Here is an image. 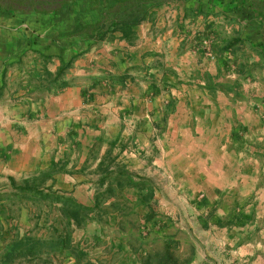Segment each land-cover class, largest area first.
Here are the masks:
<instances>
[{
  "label": "crops",
  "instance_id": "1",
  "mask_svg": "<svg viewBox=\"0 0 264 264\" xmlns=\"http://www.w3.org/2000/svg\"><path fill=\"white\" fill-rule=\"evenodd\" d=\"M229 2L178 0L155 9L135 28L133 40L116 39L90 48L83 38L70 36L83 23L77 20L65 24L60 18L51 20L50 26L57 28L44 32L41 28L33 41L27 39L30 35L10 34L9 27L18 24L15 19L0 22V29H8L0 33V70L4 64L16 63L28 49L53 57L46 66L52 75L60 61L78 55L63 77L68 84L53 93L41 90L47 81L40 62H27L26 70L17 65L8 68V83L20 81L24 87L14 88L15 95L0 103V180L7 185L9 177L18 182L47 171L53 162L64 164L66 172L53 176L52 188L77 198V187L60 185L79 181L70 171L92 170L111 144L124 150L127 141L133 140L144 154V160H137L139 169L166 175L169 187L182 190L183 201H199L195 216L203 218L209 230L232 236L234 229L216 227V218H232L241 207L253 223V233L264 235L259 164L250 158L240 160L242 153L228 140L236 124L242 125L246 138H252L259 131L256 117L247 103L231 105L229 95L206 90L203 75L217 81L222 63L210 62L183 43L190 29L197 36L204 34L206 16L214 14L218 19L215 55L225 53L235 39L246 43L232 54L240 63L257 54L253 50L259 37L238 13H228ZM226 25L231 36L223 31ZM120 149L112 148L117 159L126 154ZM93 152L98 155L90 165ZM86 188L90 190L88 184ZM238 240L227 243L233 257L223 264H264V241Z\"/></svg>",
  "mask_w": 264,
  "mask_h": 264
},
{
  "label": "rangeland",
  "instance_id": "2",
  "mask_svg": "<svg viewBox=\"0 0 264 264\" xmlns=\"http://www.w3.org/2000/svg\"><path fill=\"white\" fill-rule=\"evenodd\" d=\"M240 2L241 0H230L228 13L230 15L233 12L238 13L239 19L242 22H246L252 29V33L257 35L255 27L243 18V8ZM11 19H15L19 25L11 26L9 27L10 29L17 27L29 34L31 31L32 33L37 32L41 28H43L42 32H44L49 28L48 26H41L44 23L41 24L33 17H20L0 10V22ZM217 21L218 19H216L214 14H207L206 28L208 30L204 34L202 33L201 36H197L194 33V29H190L189 34L186 36L189 38L183 43L189 47L191 52L201 53L210 62L220 60L222 63V75L215 79L217 81L212 80L207 74L203 75L207 86L206 90L211 93L220 91L229 95L227 99L231 100V105L235 102L247 103L249 109L255 115L259 131L252 138L249 139L244 136L242 125L236 124V119L233 118L236 125L231 127L230 133L234 134L228 140L234 149L242 153L240 160L250 158L258 162L259 171L257 176L264 184V95L262 96L264 92V59L260 55L253 54V57L248 59V61L242 62L241 60L240 63L237 57L232 56L233 52L235 53V49L230 50L228 48L220 56L215 55L214 45L218 38ZM222 22L225 24L224 21ZM228 27L229 25H226L223 31L226 35L231 36L232 33H228V30H230ZM237 27L239 29V26ZM7 30L0 29V33H7ZM235 30L236 26L234 25ZM37 33H40V31ZM253 34L252 36H254ZM202 39H206V49H203L205 46ZM8 81L7 72V88L3 92V96L0 97V103L2 104L5 102L4 98H12L15 95L16 91H13L14 88H17L18 91L24 87L20 81L15 84H11L12 82L8 83ZM213 84L215 85L213 86ZM19 85L21 86L19 87ZM120 148L119 146H113V149ZM120 150L123 149L121 148ZM123 151H126V154L122 158L117 159L118 156L115 157L113 153L111 158H115V163L125 166L137 178L150 181L153 186V198L149 204V209L144 208L136 202V191L126 189L124 196L129 201L127 205L129 208L122 214L113 211L104 216L103 221L98 223L94 220V213L90 215L91 220L85 226L80 229H73V244L83 249L93 264H142L140 262L144 255L140 250L137 251V244L142 239L139 235L147 234L148 231L151 233V237L148 240L151 246L148 249L161 253L164 241L170 240L173 247L171 252L180 264H191L192 262L195 264H217V262L223 264V261L229 263L228 261H231V257H233L232 248L227 244L229 241H236L239 238L238 241L240 243H246L249 237L256 242L264 241L263 232L261 234L253 233V230H251L253 223H249L251 219L249 220L247 216H244L241 207L234 211L232 218H216V227L226 226L228 230L230 228L234 229L232 236H228L226 233L223 234L220 231L217 232V229L209 230V226H206L203 218H196L197 211L195 209L199 201H194L193 203L183 201V199L179 198L183 196L182 190L173 185L169 187L166 175L162 176L158 173L152 175V171L146 172L139 169L137 160H144V154L137 149L133 140L127 141ZM97 155L98 152H93L89 155L90 165L94 164ZM61 165L64 166V164ZM96 167L92 170L82 171V173L69 169L79 181H76L74 185H68L65 182L60 183L65 188L70 186H73V188L77 187V192L75 193L77 198L71 194L58 192L53 188L52 190L59 194L71 196L83 206L92 207L98 180ZM64 171L66 172V170ZM20 181L18 180V182ZM86 184L90 186V190L86 188ZM6 186V181L0 180V194L6 193ZM198 199H203V194L199 195ZM35 214H37V211L31 205H24L19 208L12 207L11 209L6 204L0 203V251L5 243L16 236L30 235L44 238L51 231L50 227L61 229V221L56 209L44 208L38 221H36ZM206 220L210 221V218L208 217ZM258 221L259 225H263L262 220ZM210 226L212 227V224ZM154 241L155 243L153 244ZM131 246L137 250L133 251ZM48 258L50 259L48 264H73L74 262L72 258L62 257L58 254H49ZM43 259H47L45 254L36 258L34 262L28 259H20L15 264H44Z\"/></svg>",
  "mask_w": 264,
  "mask_h": 264
},
{
  "label": "trees",
  "instance_id": "3",
  "mask_svg": "<svg viewBox=\"0 0 264 264\" xmlns=\"http://www.w3.org/2000/svg\"><path fill=\"white\" fill-rule=\"evenodd\" d=\"M176 1L178 0H0V10L20 17H33L41 24L44 23L41 26L50 28H57V26L51 27L50 24L53 22L49 21L59 18L63 19L62 23L64 24L70 23L71 20L83 22L80 29L71 33L70 36L83 38L87 48H90L96 44L112 42L116 39L133 40L135 28L149 18L155 9ZM240 4L243 8V18L248 20L258 33V47H254L253 52L262 56L264 54V0H241ZM10 31V34H15L18 37L30 35L27 39L33 41L39 36L36 34L40 30L33 33L31 31L29 34L23 29L14 27ZM245 45L244 40L235 39L228 49L236 50V48L240 49ZM77 56L72 57L68 62L60 61L56 73L52 75L46 67L52 61V56L44 55L34 49L26 50L16 63L4 64L1 68L0 97L3 96V92L7 88L9 67L17 65L19 69L26 70L27 62L34 65L40 62L42 74L47 81L46 87L41 90L53 93L68 84V82H64L63 77ZM29 57L31 58L29 59ZM113 146L114 144L110 145L96 167L98 180L92 207L83 206L71 196L52 190L53 176L64 170V166L58 163L53 162L47 171H39L20 182L11 177L7 179V191L0 194V202L11 209L12 207L31 205L37 211L36 221L44 208L50 210L54 208L59 214L61 229L50 227L51 231L44 238L30 235L16 236L5 243L0 251V264H15L20 259L34 262L43 254L47 257V259H43L44 264H48L50 261L49 254L70 257L74 261L73 264H93L87 253L78 245L73 244L72 231L74 228L80 229L85 226L91 220L90 215L94 213V220L98 223L113 211L122 214L129 208L127 207L129 201L124 196L126 189L135 190L136 202L149 209L153 198L152 184L148 180L137 178L125 166L115 163V158H111ZM139 236L142 239L138 241V250L133 249L132 246L131 248L133 251L140 250L143 253L144 256L140 263L180 264L171 252L173 247L170 240L164 241L163 251L160 253L148 249L151 246L148 243L151 237L150 231Z\"/></svg>",
  "mask_w": 264,
  "mask_h": 264
},
{
  "label": "built area",
  "instance_id": "4",
  "mask_svg": "<svg viewBox=\"0 0 264 264\" xmlns=\"http://www.w3.org/2000/svg\"><path fill=\"white\" fill-rule=\"evenodd\" d=\"M202 40H203V45L205 46V47L203 46L204 47L203 49H206V47H207L206 46V39H202Z\"/></svg>",
  "mask_w": 264,
  "mask_h": 264
}]
</instances>
